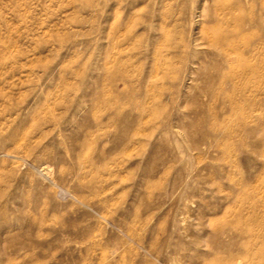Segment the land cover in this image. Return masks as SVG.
Instances as JSON below:
<instances>
[{
	"label": "rangeland",
	"instance_id": "rangeland-1",
	"mask_svg": "<svg viewBox=\"0 0 264 264\" xmlns=\"http://www.w3.org/2000/svg\"><path fill=\"white\" fill-rule=\"evenodd\" d=\"M263 219L264 0H0V264H264Z\"/></svg>",
	"mask_w": 264,
	"mask_h": 264
},
{
	"label": "bare ground",
	"instance_id": "bare-ground-1",
	"mask_svg": "<svg viewBox=\"0 0 264 264\" xmlns=\"http://www.w3.org/2000/svg\"><path fill=\"white\" fill-rule=\"evenodd\" d=\"M45 171V170H44ZM40 173V172H39ZM45 175H47V174H45ZM262 220V219H261ZM261 220H259V221H261ZM264 220V219H263ZM258 222V221H257ZM251 224V223H250ZM258 225V224H257ZM262 225V224H261ZM241 226V225H240ZM241 229H243V228H241ZM237 234H238V232H237ZM242 234H250V231L248 230V229H243V233ZM247 237V236H246ZM242 239V238H241ZM262 239V238H261ZM245 240V239H244ZM256 240V239H255ZM262 250V249H261ZM255 252V251H254ZM254 252H253V254H254ZM248 253H250V250H249V246H248V244L246 243L245 244V246H244V254H248ZM255 253H258V252H255ZM252 254V253H251ZM256 256V255H255ZM254 257V256H253ZM259 257H261V256H259ZM251 260V259H250Z\"/></svg>",
	"mask_w": 264,
	"mask_h": 264
}]
</instances>
